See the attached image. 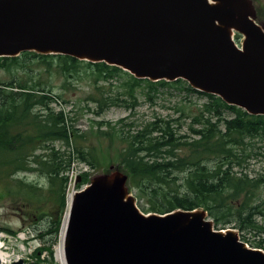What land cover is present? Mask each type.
I'll return each mask as SVG.
<instances>
[{
    "label": "water",
    "instance_id": "1",
    "mask_svg": "<svg viewBox=\"0 0 264 264\" xmlns=\"http://www.w3.org/2000/svg\"><path fill=\"white\" fill-rule=\"evenodd\" d=\"M23 51L104 62L137 79H183L264 115V23L252 0H0V57ZM110 170L69 201L65 264H264V250L214 229L202 208L141 212L128 175Z\"/></svg>",
    "mask_w": 264,
    "mask_h": 264
},
{
    "label": "trees",
    "instance_id": "2",
    "mask_svg": "<svg viewBox=\"0 0 264 264\" xmlns=\"http://www.w3.org/2000/svg\"><path fill=\"white\" fill-rule=\"evenodd\" d=\"M0 70L10 75L7 81L0 79V199L10 196L14 200L22 221L44 220L46 233L57 235L67 210V173L72 162L96 167L108 156L101 143L99 148L85 143V135L68 113L51 105L62 99L56 92L57 79H62V87L70 79L85 80L94 87L100 97L89 98L96 102L98 115L111 105L124 106L133 114L137 88H146L151 98L158 87L174 86L206 100L188 113L175 107L176 118L155 117L135 130L129 124L126 131L123 127L114 130L115 135L97 127L96 137L120 139L123 145L115 155L117 167L128 175V187L146 200L148 212L203 208L216 224L231 217L239 221L240 228L259 236L250 246L264 250V192L260 190L264 178L235 171L251 155L248 140L264 139V115H250L216 95L193 89L183 79H137L119 67L67 55L23 51L0 57ZM120 78L122 86L117 89L121 91L109 95L107 86ZM187 118L186 132H181L185 122L181 119ZM19 173L38 174L43 181H27ZM89 177L88 171L81 172L76 187L89 183ZM0 230L16 233L9 228ZM34 250V264L39 263L42 251L53 253L50 245Z\"/></svg>",
    "mask_w": 264,
    "mask_h": 264
},
{
    "label": "rangeland",
    "instance_id": "3",
    "mask_svg": "<svg viewBox=\"0 0 264 264\" xmlns=\"http://www.w3.org/2000/svg\"><path fill=\"white\" fill-rule=\"evenodd\" d=\"M252 3L257 20H259L260 23H264V0H252ZM236 35L237 33L233 35V38L236 42H239L241 35L238 36V39H236ZM32 67H34L33 64ZM17 71L15 73L20 76V71ZM0 79L7 81L10 79V75L8 72L0 70ZM116 81L117 80L113 81L112 85H108L106 88L111 96H115L116 91H121L119 89H121L120 86H122V79L120 78L117 82ZM62 84L63 81L61 78L56 80L57 88H62L60 90L56 89V92L62 96L64 102L62 99H58V101L54 100L51 105L55 107V110L62 109L65 113H68L74 126L79 129L80 133L85 135V139H83L85 143L95 145L97 148H99V144L101 143L102 147L106 148L108 154L102 165L100 164L96 167H90V165L77 160L72 162L71 169L67 173L68 179L70 175H73L72 181L67 184V197L69 193L71 194L83 188L84 185L80 188L76 187L79 181L75 183L74 180L76 176L83 171H88L90 175L89 181L94 176L111 171L110 166L123 172L122 169L117 167L118 159L115 157L123 145L122 142L117 136L113 138L106 137L105 140L103 139V141H101L95 134L97 127H100L101 130H108L111 134L115 135L114 133L117 132H114V130L123 127L124 131H126L129 128V124L131 125L130 129L135 130L155 117L165 119L168 117L176 118L178 117V113L174 112L175 107H179L181 111L188 113L189 108L192 109L194 106L199 107L206 100L201 96L188 95L186 91L178 90L174 86L158 87L156 94H151L152 97L148 98L145 94L147 91L146 88L143 89L141 87L136 90L137 105L133 109V114H130L129 110L124 106L111 105L98 115L96 114V110H98L96 102L89 98V95L93 98L100 97L94 87L92 88L89 86L85 80L78 82L76 79H70V82H66L63 87L61 86ZM119 96L125 97L123 95ZM127 103H132V100H127ZM121 120H123V122H121ZM181 120H185L181 132H186L185 129L187 127L188 118ZM123 123H125V125ZM248 142L247 151H249L251 155L241 166L235 168V171H237V173H246L248 177L262 176L264 178V139L254 138L249 139ZM18 176L25 177L27 181H43V178H39L38 174L19 173ZM126 187L128 193L134 197L135 204L139 210L143 213H149L146 200L139 197L134 188L130 189L127 183ZM260 190L264 192V186H262ZM18 213L19 211L15 207V202L10 196H4L0 199V227L9 228L16 232L15 234H10L0 230V240L4 243L7 249L6 252L11 255L7 264L14 261L18 262L19 260L23 261L22 264H34L37 262L34 257V249L49 245L53 252L52 255H49L47 251H42V253L38 254V264H60L58 259V248L60 244L61 228L57 235L47 234L46 230L48 227L44 220L38 223H33L34 221L30 220L22 221L21 215ZM214 213L220 215L219 211ZM212 216L213 215H210L209 212L206 211V217L212 221L214 229H234L239 239L248 246H250V243L254 240L259 239V236L256 234L254 235V232L250 231L248 228H240L239 221L236 219L229 217L228 222H226L227 219L224 218L219 220L218 224H216ZM256 221L261 223L262 219L257 217Z\"/></svg>",
    "mask_w": 264,
    "mask_h": 264
},
{
    "label": "bare ground",
    "instance_id": "4",
    "mask_svg": "<svg viewBox=\"0 0 264 264\" xmlns=\"http://www.w3.org/2000/svg\"><path fill=\"white\" fill-rule=\"evenodd\" d=\"M74 192H72L71 194H68V202L70 201L72 195ZM67 216H68V210L66 211V214L64 216V220L62 223V227H61V233H60V244H59V248H58V259H59V263L60 264H65V260H64V256H63V234H64V229L66 226V222H67ZM6 247L4 246L3 242H1L0 240V264H7L11 258V255L6 252Z\"/></svg>",
    "mask_w": 264,
    "mask_h": 264
},
{
    "label": "built area",
    "instance_id": "5",
    "mask_svg": "<svg viewBox=\"0 0 264 264\" xmlns=\"http://www.w3.org/2000/svg\"><path fill=\"white\" fill-rule=\"evenodd\" d=\"M72 178H73V175H70V176H69V179L71 180Z\"/></svg>",
    "mask_w": 264,
    "mask_h": 264
}]
</instances>
